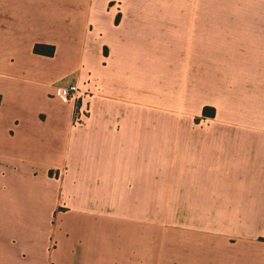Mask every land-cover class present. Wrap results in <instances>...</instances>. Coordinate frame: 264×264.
<instances>
[{
  "label": "crops",
  "instance_id": "crops-1",
  "mask_svg": "<svg viewBox=\"0 0 264 264\" xmlns=\"http://www.w3.org/2000/svg\"><path fill=\"white\" fill-rule=\"evenodd\" d=\"M0 264H264V0H0Z\"/></svg>",
  "mask_w": 264,
  "mask_h": 264
},
{
  "label": "built area",
  "instance_id": "built-area-1",
  "mask_svg": "<svg viewBox=\"0 0 264 264\" xmlns=\"http://www.w3.org/2000/svg\"><path fill=\"white\" fill-rule=\"evenodd\" d=\"M97 84L93 79H88L83 83H73L61 86L58 97L71 101L75 105L76 125L84 124L91 114V99L97 94Z\"/></svg>",
  "mask_w": 264,
  "mask_h": 264
},
{
  "label": "trees",
  "instance_id": "trees-1",
  "mask_svg": "<svg viewBox=\"0 0 264 264\" xmlns=\"http://www.w3.org/2000/svg\"><path fill=\"white\" fill-rule=\"evenodd\" d=\"M34 51L46 55H54L56 51V46L54 44L38 42L34 46ZM216 113V108L212 106H205L204 114L214 116Z\"/></svg>",
  "mask_w": 264,
  "mask_h": 264
},
{
  "label": "rangeland",
  "instance_id": "rangeland-1",
  "mask_svg": "<svg viewBox=\"0 0 264 264\" xmlns=\"http://www.w3.org/2000/svg\"><path fill=\"white\" fill-rule=\"evenodd\" d=\"M62 208L65 209V205ZM60 210H62V209H60ZM63 224H64V221L59 216L56 217L54 220L51 219L50 221L44 219L41 222V229H42L43 232H46V234H49L50 232H53L54 230H60V229H62L63 228ZM56 235L57 234L55 233V236ZM54 238H53L54 241L55 240H58V238H56V237H54ZM261 239H263V238H261Z\"/></svg>",
  "mask_w": 264,
  "mask_h": 264
}]
</instances>
